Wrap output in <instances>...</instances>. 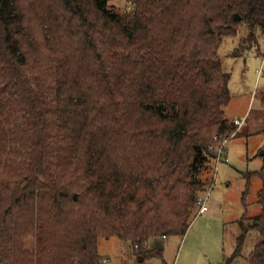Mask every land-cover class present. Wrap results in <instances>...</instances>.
<instances>
[{
  "label": "trees",
  "instance_id": "1",
  "mask_svg": "<svg viewBox=\"0 0 264 264\" xmlns=\"http://www.w3.org/2000/svg\"><path fill=\"white\" fill-rule=\"evenodd\" d=\"M110 1L0 0V264H102L101 238L162 257L237 130L218 50L241 24L264 30V0ZM260 157L243 196L259 177L261 214L221 264L250 230L247 263L264 264Z\"/></svg>",
  "mask_w": 264,
  "mask_h": 264
},
{
  "label": "rangeland",
  "instance_id": "2",
  "mask_svg": "<svg viewBox=\"0 0 264 264\" xmlns=\"http://www.w3.org/2000/svg\"><path fill=\"white\" fill-rule=\"evenodd\" d=\"M132 2L111 0L107 9L124 15L133 11ZM218 55L224 71L231 75V99L225 107L226 117L234 122L245 120V123L241 128L235 125L237 130L227 139L222 161L214 162L208 173L210 185L203 197H209L210 212L196 215L198 207L186 235L168 237L163 243L162 257L148 259L146 264H221L235 252L242 234L241 224L250 228L254 218L261 214L257 197L262 186L259 177L252 179L247 198L243 195L247 187L246 175L258 172L262 167L264 30L253 31L247 24H241L236 36L222 40ZM259 242V234L250 230L243 246V257L235 264H248L247 258ZM27 246L34 248V241L29 239ZM135 250L131 243L118 238L99 240L102 264H139Z\"/></svg>",
  "mask_w": 264,
  "mask_h": 264
},
{
  "label": "built area",
  "instance_id": "3",
  "mask_svg": "<svg viewBox=\"0 0 264 264\" xmlns=\"http://www.w3.org/2000/svg\"><path fill=\"white\" fill-rule=\"evenodd\" d=\"M234 123H235V125L238 128H241L244 125L245 120H235ZM226 143H227V140H224L222 143L219 144V146L216 149L217 154H218V158H217L216 161L218 163H220L222 161L223 156L225 155ZM208 199H209V197H207L206 199H204V197L202 199H200V201H199V211H198L197 215H203L209 210V208H208ZM163 240H164V242L167 241L168 237L164 236Z\"/></svg>",
  "mask_w": 264,
  "mask_h": 264
},
{
  "label": "water",
  "instance_id": "4",
  "mask_svg": "<svg viewBox=\"0 0 264 264\" xmlns=\"http://www.w3.org/2000/svg\"><path fill=\"white\" fill-rule=\"evenodd\" d=\"M238 19H240V18L238 17ZM260 155L263 156L264 155V152L262 151ZM77 199H78V196L77 195H74V200L77 201ZM155 245L159 249V251H163L164 250V244H163L162 241H157L155 243Z\"/></svg>",
  "mask_w": 264,
  "mask_h": 264
},
{
  "label": "crops",
  "instance_id": "5",
  "mask_svg": "<svg viewBox=\"0 0 264 264\" xmlns=\"http://www.w3.org/2000/svg\"><path fill=\"white\" fill-rule=\"evenodd\" d=\"M210 212V208H209V210L205 213V214H207V213H209ZM205 214H203V215H205Z\"/></svg>",
  "mask_w": 264,
  "mask_h": 264
}]
</instances>
